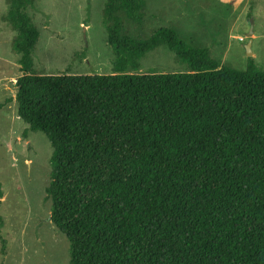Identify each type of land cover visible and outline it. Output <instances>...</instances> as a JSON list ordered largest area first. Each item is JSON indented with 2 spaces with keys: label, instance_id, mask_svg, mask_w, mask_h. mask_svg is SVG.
Here are the masks:
<instances>
[{
  "label": "trees",
  "instance_id": "1",
  "mask_svg": "<svg viewBox=\"0 0 264 264\" xmlns=\"http://www.w3.org/2000/svg\"><path fill=\"white\" fill-rule=\"evenodd\" d=\"M7 3L16 115L50 144L68 264H264V71L220 66L171 28L122 34L145 0H107L113 73L38 75L33 0ZM161 46L189 71L131 74Z\"/></svg>",
  "mask_w": 264,
  "mask_h": 264
},
{
  "label": "rangeland",
  "instance_id": "2",
  "mask_svg": "<svg viewBox=\"0 0 264 264\" xmlns=\"http://www.w3.org/2000/svg\"><path fill=\"white\" fill-rule=\"evenodd\" d=\"M7 1L0 0V264H68V242L49 221L50 144L41 132L24 136L27 125L16 115L20 56L11 48L15 32L5 20ZM106 2L33 0L27 13L39 33L32 52L35 73L111 75L115 56L104 26ZM144 13L141 26L123 18L122 34L171 28L187 44L207 48L220 66L245 70L252 60L264 71V0H145ZM187 71L161 46L131 74Z\"/></svg>",
  "mask_w": 264,
  "mask_h": 264
},
{
  "label": "water",
  "instance_id": "3",
  "mask_svg": "<svg viewBox=\"0 0 264 264\" xmlns=\"http://www.w3.org/2000/svg\"><path fill=\"white\" fill-rule=\"evenodd\" d=\"M246 50H247V53H248V54H251V52L249 51V50H250V42H249V44L246 46Z\"/></svg>",
  "mask_w": 264,
  "mask_h": 264
},
{
  "label": "built area",
  "instance_id": "4",
  "mask_svg": "<svg viewBox=\"0 0 264 264\" xmlns=\"http://www.w3.org/2000/svg\"><path fill=\"white\" fill-rule=\"evenodd\" d=\"M240 40H241V38H240Z\"/></svg>",
  "mask_w": 264,
  "mask_h": 264
}]
</instances>
